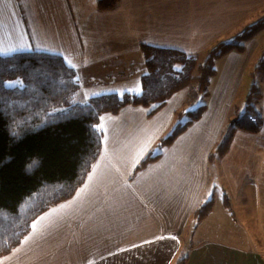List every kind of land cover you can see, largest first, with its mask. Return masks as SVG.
<instances>
[{"label": "crops", "instance_id": "crops-1", "mask_svg": "<svg viewBox=\"0 0 264 264\" xmlns=\"http://www.w3.org/2000/svg\"><path fill=\"white\" fill-rule=\"evenodd\" d=\"M263 16L264 0H120L106 11L98 0H0V42L31 45L7 56L50 54L68 67L65 58L71 60L82 105L102 95H139L129 89H142L143 46L198 59ZM247 49L216 61L206 97L192 84L153 114L155 105L102 115L96 172L92 167L71 199L38 217L37 229L0 264H264V123L257 134L237 131L227 153L215 155L230 120L241 114L235 102L256 65L257 48L249 56ZM262 81L255 108L264 122ZM200 105L202 118L136 174L178 115ZM149 139L130 167L127 157ZM211 199L212 212L197 223L196 211Z\"/></svg>", "mask_w": 264, "mask_h": 264}, {"label": "trees", "instance_id": "trees-1", "mask_svg": "<svg viewBox=\"0 0 264 264\" xmlns=\"http://www.w3.org/2000/svg\"><path fill=\"white\" fill-rule=\"evenodd\" d=\"M119 1L98 0V8L112 10ZM262 30L264 19L245 28L231 42L214 47L199 68L198 77L193 76L196 57L173 49L143 46L146 74L141 78L139 95H102L82 105L77 101L80 83L76 72L61 57L43 53L0 57V260L22 242L39 216L71 199L84 184L101 153L102 134L92 126L99 125L102 115H115L127 106L155 105L153 114L172 95L194 82L199 94L206 97L216 75V60L232 52H244V44ZM262 66L264 51L256 74H264ZM17 78L23 80V87H5V81ZM258 99L254 83L244 112L230 120L216 148L218 158L227 153L237 131L257 134L261 130L263 117L255 108ZM205 110L206 106L200 105L179 114L175 126L143 159L136 174L157 162L165 149L202 118ZM225 204L229 208L227 199ZM213 207V199L200 207L195 213L196 222H202Z\"/></svg>", "mask_w": 264, "mask_h": 264}, {"label": "rangeland", "instance_id": "rangeland-1", "mask_svg": "<svg viewBox=\"0 0 264 264\" xmlns=\"http://www.w3.org/2000/svg\"><path fill=\"white\" fill-rule=\"evenodd\" d=\"M261 19H264V16L263 17H260L258 20H256L254 23H256L257 21H259V20H261ZM253 24V23H252ZM251 25V24H250ZM250 25H247L246 27H244V28H242L241 30H239L237 33H235V34H233L232 36V39L231 40H228V39H226V40H222V41H220V42H218L217 44H215L213 47H211L207 52H206V55L204 56V57H201V58H198L197 59V68L195 69V71H194V73H193V76L194 77H198V75H199V68L201 67V66H203V64H204V62H205V60H206V57H207V55L209 54V52L214 48V47H217L220 43H227V42H231L232 40H234V38H235V36L237 35V34H239V33H241L245 28H247L248 26H250ZM245 46H247L248 47V56L250 55V53L251 52H255V49L257 48V52H256V55H257V57L258 58H256V65L255 64H250V66L248 67V70H247V73H246V75H245V77H244V79H243V81H242V85H241V88H240V93H239V95H238V100L239 101H236L235 102V107H236V110H237V112H239V113H242V112H244V109H245V104H246V98H247V96L249 95V93H250V90H251V88H252V85L255 83L256 84V86H257V88H258V93L261 95V92H260V90H261V88H260V84H261V86H262V83H263V81H262V79L264 78V74H261V72H259V73H255V69H256V67H257V64H258V62H259V60H261V58H262V54H263V51H264V30H262L259 34H257V36H255L254 37V39H252V40H250V41H248V42H246L245 44H244ZM255 55V53H254V56H256ZM216 61H218V60H216ZM217 63V62H216ZM216 63H215V65H216ZM264 66H262V68H263ZM192 84H196L197 85V83H192ZM192 84H190V85H192ZM197 88H198V85H197ZM261 99H258V101L256 102V103H258L259 101H260ZM241 110H243V111H241ZM259 110V109H258ZM258 112H260V110L258 111ZM261 114V113H260ZM184 120L185 119H183L182 120V122H184ZM92 170V169H91ZM213 197L215 198V200L218 202V203H222L223 202V194H222V192L220 191V190H217V191H215V193H214V195H213ZM62 204V203H61ZM60 205V204H59ZM56 206H58V205H56ZM219 206H221V205H219ZM54 208V207H53ZM49 211V210H48ZM44 214V213H43ZM40 217V216H39ZM34 223V222H33ZM31 230H32V226H31ZM31 230H30V232H31ZM29 232V233H30ZM28 233V234H29ZM28 236V235H27ZM26 236V237H27ZM25 237V238H26ZM25 238L22 240V242L25 240ZM22 242L9 254V255H11L18 247H20V245L22 244ZM250 247H249V249H248V253L250 254V253H252V250H253V248H252V243L250 242V245H249ZM9 255H7V256H5V257H3L0 261H2L4 258H6V257H8ZM250 259H252V258H250Z\"/></svg>", "mask_w": 264, "mask_h": 264}, {"label": "snow or ice", "instance_id": "snow-or-ice-1", "mask_svg": "<svg viewBox=\"0 0 264 264\" xmlns=\"http://www.w3.org/2000/svg\"><path fill=\"white\" fill-rule=\"evenodd\" d=\"M24 50L30 51L31 50V45H27V44H24V43H19V44H16V45H5L3 42H0V56H7V55H9L11 53H14V52H17V51H24ZM65 59L68 62L70 67H76V65L73 64L71 62V60H68L67 57ZM4 85H5V87H8V88L23 87L24 86V82L20 78H17L15 81H5ZM129 91H138L139 92V91H142V89H139V90L129 89ZM92 94L93 95H99V93H92ZM59 111L60 112H64L65 110L64 109H59ZM241 111H243V110H241ZM100 120L103 121L104 117H100ZM92 127L94 129H96V130H101V129H103V124L101 123L99 125H93ZM150 142L151 141L149 139L146 142L142 143L134 151V153L130 154L127 157V163H128V165L130 167H134L139 162V159L143 156V154L146 151L147 147L149 146ZM104 143H105L104 156H105V158H107V156H108V148H107V136L106 135H105ZM33 163H35V162H33ZM97 168H98V165H94L93 166V174L96 172ZM117 171H119V169H117ZM92 179H93V175H90L89 176V180L91 181ZM32 228H33L34 231L37 229V223L36 222H34L32 224ZM172 239H175V237H172Z\"/></svg>", "mask_w": 264, "mask_h": 264}]
</instances>
